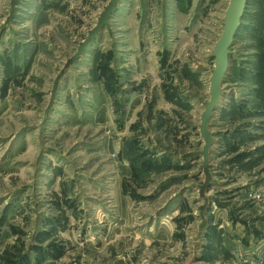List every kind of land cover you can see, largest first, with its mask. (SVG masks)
I'll return each mask as SVG.
<instances>
[{"label": "rangeland", "instance_id": "374dc122", "mask_svg": "<svg viewBox=\"0 0 264 264\" xmlns=\"http://www.w3.org/2000/svg\"><path fill=\"white\" fill-rule=\"evenodd\" d=\"M0 0V264H264V0Z\"/></svg>", "mask_w": 264, "mask_h": 264}, {"label": "water", "instance_id": "95a60500", "mask_svg": "<svg viewBox=\"0 0 264 264\" xmlns=\"http://www.w3.org/2000/svg\"><path fill=\"white\" fill-rule=\"evenodd\" d=\"M248 0H230L225 11L222 32L215 42L212 55L214 56L215 66L210 77V99L205 104V110L201 116V135L205 145L200 154L204 157V165L208 162L209 149L212 146V137L209 130L211 116L216 106L220 102L222 95V84L229 67V58L232 53V45L244 16Z\"/></svg>", "mask_w": 264, "mask_h": 264}]
</instances>
